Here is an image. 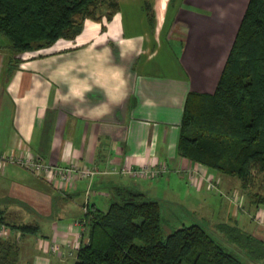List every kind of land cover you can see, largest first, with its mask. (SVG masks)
I'll return each instance as SVG.
<instances>
[{
	"label": "crops",
	"instance_id": "1",
	"mask_svg": "<svg viewBox=\"0 0 264 264\" xmlns=\"http://www.w3.org/2000/svg\"><path fill=\"white\" fill-rule=\"evenodd\" d=\"M248 3L119 0L110 20L86 19L74 39L14 57L0 45V152L104 171L61 189L26 168L0 162V213L37 226L22 234L0 224V236L19 246L17 264H75L88 241L84 207L107 210L118 186L138 188L162 204L181 201L218 224L238 225L264 240V207L250 205L240 181L177 150L188 93L215 90ZM117 80H123L119 89ZM160 163L169 165L170 174L135 178L110 172L125 164ZM181 172L195 175L193 185L179 179ZM207 176L214 183L219 177V189H235L246 209L212 203L214 195L206 194L214 185ZM53 243L60 245L58 252L49 249Z\"/></svg>",
	"mask_w": 264,
	"mask_h": 264
},
{
	"label": "trees",
	"instance_id": "2",
	"mask_svg": "<svg viewBox=\"0 0 264 264\" xmlns=\"http://www.w3.org/2000/svg\"><path fill=\"white\" fill-rule=\"evenodd\" d=\"M119 8V0H0V35L12 54L38 50L74 39L86 19L110 20ZM177 150L211 172L237 177L250 205L264 207V0H249L215 90L188 93ZM114 193L107 210L87 212L88 241L75 264H246L199 223L165 235L161 200L131 186ZM0 224L22 234L37 230L2 213ZM219 227L264 259L263 239L228 222ZM18 259L17 242L0 236V264Z\"/></svg>",
	"mask_w": 264,
	"mask_h": 264
},
{
	"label": "rangeland",
	"instance_id": "3",
	"mask_svg": "<svg viewBox=\"0 0 264 264\" xmlns=\"http://www.w3.org/2000/svg\"><path fill=\"white\" fill-rule=\"evenodd\" d=\"M0 43H1L0 44L1 46L4 45V47L7 48V44L4 40V38H3V40L2 39L0 40ZM7 50L9 51L8 48H7ZM15 55L16 54H12L13 57ZM200 169H202V168L200 167ZM166 174L168 175V174H170V172H168ZM176 175H179V179L181 181H183L188 186L193 185V182L195 181V178L193 177V176H195L194 174L189 176V175L181 172V173H176ZM218 178L215 177V183H214L208 176L206 177L207 184H209V182H210L209 185H211V187L214 185V188H216V189H214V188L210 189L211 192H209V194H206V196L212 197V195H214V198L212 197V200H210V201L212 203H214L216 206H218V208H222V207H225L227 205V203L231 202V201H229L230 198L228 199L227 197L230 195L236 194V193H235V189H233L232 192H229V190L223 184L219 189V184H218L219 179ZM232 178L239 180L237 177H232ZM209 179H210V181H209ZM174 183L175 182H173V185H174ZM173 187L175 188V186H173ZM177 188H179V186H177L175 188L176 191H178ZM225 194H227V195H225ZM215 195H218V196L215 197ZM175 199H177V198H175ZM231 203H233V202H231ZM239 204L240 205L237 206L235 203H233V205L236 207L246 209V207L244 205L245 203H242L240 201ZM162 217H163V221H164L165 235H167L168 233L172 232L173 230L180 228L184 225H191L194 223H199V224L203 225L219 242H221L227 248H229L230 250H232L236 254H238L240 256L241 260H243L246 264H264V259L256 258L254 254H251L249 252V249L243 247V245H240L237 242L232 241L230 239V237L228 236V234L219 227V224L217 223V221H213L209 216L203 215L202 213H199V211L195 212L192 208H190L189 206H187L186 204H184L181 201H174L173 199H170V201H165V202L163 201ZM256 219L261 220L260 216H258Z\"/></svg>",
	"mask_w": 264,
	"mask_h": 264
},
{
	"label": "built area",
	"instance_id": "4",
	"mask_svg": "<svg viewBox=\"0 0 264 264\" xmlns=\"http://www.w3.org/2000/svg\"><path fill=\"white\" fill-rule=\"evenodd\" d=\"M0 162L1 164L12 163L26 168L35 175L48 180H53L61 189L72 187L79 179H88L92 181L95 176L104 173V171L99 168L89 165H80L79 163L72 162L69 165L61 166L46 162L39 157L25 154L16 155L13 153L0 152ZM168 171L169 165L160 163L155 166L144 165L140 167L125 164L123 167L110 172L125 174L135 178H158ZM229 198L230 201L235 203L237 206L240 205L239 203L241 200L238 194L230 195ZM84 211L86 213L89 211V207L87 205L84 207ZM49 249L53 252H58L60 247L58 244L53 243L50 244Z\"/></svg>",
	"mask_w": 264,
	"mask_h": 264
},
{
	"label": "clouds",
	"instance_id": "5",
	"mask_svg": "<svg viewBox=\"0 0 264 264\" xmlns=\"http://www.w3.org/2000/svg\"><path fill=\"white\" fill-rule=\"evenodd\" d=\"M123 85V80H117L115 87L119 89Z\"/></svg>",
	"mask_w": 264,
	"mask_h": 264
}]
</instances>
